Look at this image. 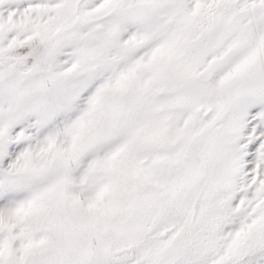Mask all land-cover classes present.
Returning <instances> with one entry per match:
<instances>
[{
	"label": "snow or ice",
	"instance_id": "snow-or-ice-1",
	"mask_svg": "<svg viewBox=\"0 0 264 264\" xmlns=\"http://www.w3.org/2000/svg\"><path fill=\"white\" fill-rule=\"evenodd\" d=\"M0 264H264V0H0Z\"/></svg>",
	"mask_w": 264,
	"mask_h": 264
}]
</instances>
